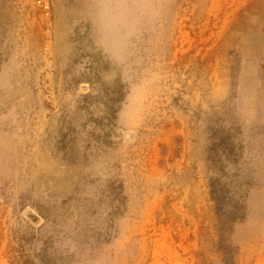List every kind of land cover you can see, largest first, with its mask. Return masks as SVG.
I'll list each match as a JSON object with an SVG mask.
<instances>
[{
  "label": "rangeland",
  "instance_id": "1",
  "mask_svg": "<svg viewBox=\"0 0 264 264\" xmlns=\"http://www.w3.org/2000/svg\"><path fill=\"white\" fill-rule=\"evenodd\" d=\"M130 2L0 0V264H264V0Z\"/></svg>",
  "mask_w": 264,
  "mask_h": 264
},
{
  "label": "clouds",
  "instance_id": "2",
  "mask_svg": "<svg viewBox=\"0 0 264 264\" xmlns=\"http://www.w3.org/2000/svg\"><path fill=\"white\" fill-rule=\"evenodd\" d=\"M92 0H90V3ZM98 4H102L103 0H96ZM117 2L123 3L125 0H117ZM129 7L135 6V0H131V2L128 5ZM97 40L101 47H111L114 49H121L126 46V42L122 41L112 35H109L107 33L106 29H100L97 33Z\"/></svg>",
  "mask_w": 264,
  "mask_h": 264
},
{
  "label": "water",
  "instance_id": "3",
  "mask_svg": "<svg viewBox=\"0 0 264 264\" xmlns=\"http://www.w3.org/2000/svg\"><path fill=\"white\" fill-rule=\"evenodd\" d=\"M26 218L30 219L32 222H35L36 221L35 217L32 214H30V213H28L26 215Z\"/></svg>",
  "mask_w": 264,
  "mask_h": 264
},
{
  "label": "trees",
  "instance_id": "4",
  "mask_svg": "<svg viewBox=\"0 0 264 264\" xmlns=\"http://www.w3.org/2000/svg\"><path fill=\"white\" fill-rule=\"evenodd\" d=\"M211 197L214 199V188L211 186Z\"/></svg>",
  "mask_w": 264,
  "mask_h": 264
},
{
  "label": "built area",
  "instance_id": "5",
  "mask_svg": "<svg viewBox=\"0 0 264 264\" xmlns=\"http://www.w3.org/2000/svg\"><path fill=\"white\" fill-rule=\"evenodd\" d=\"M38 4H40V3L38 2ZM43 8H45V9H46V6H44V5H43Z\"/></svg>",
  "mask_w": 264,
  "mask_h": 264
}]
</instances>
